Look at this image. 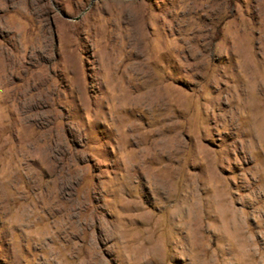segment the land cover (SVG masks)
I'll list each match as a JSON object with an SVG mask.
<instances>
[{"label": "rangeland", "instance_id": "1", "mask_svg": "<svg viewBox=\"0 0 264 264\" xmlns=\"http://www.w3.org/2000/svg\"><path fill=\"white\" fill-rule=\"evenodd\" d=\"M0 264H264V0H0Z\"/></svg>", "mask_w": 264, "mask_h": 264}]
</instances>
